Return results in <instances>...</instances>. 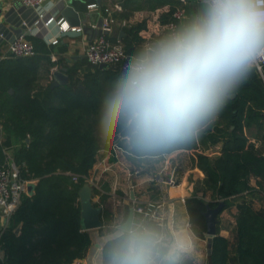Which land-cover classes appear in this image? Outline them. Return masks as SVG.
<instances>
[{
    "label": "trees",
    "instance_id": "trees-1",
    "mask_svg": "<svg viewBox=\"0 0 264 264\" xmlns=\"http://www.w3.org/2000/svg\"><path fill=\"white\" fill-rule=\"evenodd\" d=\"M142 26L129 29L135 42L140 41ZM27 38L37 50L42 47L38 38ZM126 50L135 54L131 46ZM40 69L37 54L10 55L0 61V124L4 133L15 135L13 158L23 177L36 182L34 193H24L9 224L0 228L4 264H72L86 255L92 239L81 226L79 190L89 181L101 150L113 145L137 159L162 157L178 149L196 150L194 161L205 178L186 202L192 230L202 238L207 232L208 206L216 207L221 200L230 206L235 195L255 189L264 192V147L249 141L246 134L247 129L257 125L258 136L264 142V78L255 66L247 82L197 142L148 156L129 149L124 137L116 142L114 137L103 141L97 133L103 92L123 70L120 64L69 68V82L53 88L51 83L41 85ZM219 143L222 147L217 155L197 150ZM6 161L0 142V165ZM253 179L256 184H252ZM151 228L156 230V226ZM236 237L240 264H264V209L245 197L236 216ZM108 246L109 241L103 247V264ZM231 247L227 237L216 235L207 264H229Z\"/></svg>",
    "mask_w": 264,
    "mask_h": 264
},
{
    "label": "clouds",
    "instance_id": "clouds-1",
    "mask_svg": "<svg viewBox=\"0 0 264 264\" xmlns=\"http://www.w3.org/2000/svg\"><path fill=\"white\" fill-rule=\"evenodd\" d=\"M103 92L97 133H124L143 156L192 145L264 59V0H202L186 24L144 44ZM106 264H181L192 236L169 237L130 219L113 221Z\"/></svg>",
    "mask_w": 264,
    "mask_h": 264
},
{
    "label": "crops",
    "instance_id": "crops-1",
    "mask_svg": "<svg viewBox=\"0 0 264 264\" xmlns=\"http://www.w3.org/2000/svg\"><path fill=\"white\" fill-rule=\"evenodd\" d=\"M115 1H119L123 5V10L118 14L119 21L113 24V29L108 33V37L113 42L121 41L125 47L131 46L134 51L144 45L148 35L153 38L154 42L169 35L173 30L167 24L172 19L173 12L178 8L185 10V17L179 24V28L197 14L202 6V0L187 2L180 0ZM63 2H70L81 17L89 14L90 24L93 27L104 15L99 11H89L88 3L97 2L96 0H45L44 4L50 14H54L57 20L62 19L64 26L68 23L70 28L63 31L60 29V25L54 22L49 27L41 25L33 28L31 34L26 36L38 38L43 44L38 50L36 49V54L41 58L40 83L43 86L52 83L55 70L66 67L69 74V68L76 67L84 70L90 67L92 64L86 58L85 49L90 41L100 35L95 29L90 33L84 30L81 32L72 30L71 27L77 25H71L57 10ZM108 3V0H101L100 4ZM137 24L143 25L139 31V42H135L129 32L130 27ZM55 35L59 37L57 43L53 42ZM8 46L9 42L1 43L0 61L10 56L7 51ZM47 50L49 52H46ZM258 133L257 125H253L246 131L249 141H254L257 145L264 147V142ZM0 142L4 145L7 158H13L17 140L15 135L4 133L1 124ZM221 147L222 143L216 144L211 148H206L204 153L217 155L220 153ZM195 151L193 149H178L162 157L137 159L118 145L101 150L90 171L89 181L93 186L95 204L103 207L104 224L101 227L87 230L92 242L86 255L79 259H82L85 264H103V247L108 242L107 236L111 231L113 221L121 217L127 219L130 208L141 204L151 212V215L144 218L143 214L135 209V223L146 227L148 224L149 227L156 226L157 231L169 237H173L181 231L189 233L193 238L195 251L183 257L181 264H184L185 261L187 264H207L209 256L207 232L205 238L199 237L193 232L186 202V199L193 195L195 186L205 178V173L194 161L197 155ZM165 165L168 168L163 172L164 177L166 180L176 179V182L161 187L154 178ZM252 184H256L255 179L252 180ZM155 193L158 197H154ZM164 195L166 201L163 199ZM244 197L257 208L264 209V192L260 189L235 195L234 203L230 206H225V202L221 200L224 202V208L218 215L217 235L225 236L231 241L229 264H240L235 249L236 216ZM207 199H211L210 192L207 194ZM5 222L6 220L0 215V228L3 229L9 224L6 225ZM98 252L100 253L96 257ZM2 259L3 253L0 251V264H4Z\"/></svg>",
    "mask_w": 264,
    "mask_h": 264
},
{
    "label": "built area",
    "instance_id": "built-area-1",
    "mask_svg": "<svg viewBox=\"0 0 264 264\" xmlns=\"http://www.w3.org/2000/svg\"><path fill=\"white\" fill-rule=\"evenodd\" d=\"M24 4L28 6L35 7L39 13V19L36 21L38 27L45 26L49 27L50 24L57 22L60 25V29L67 31L70 26L68 23H62V19L56 18L54 14H50V11L45 6V0H22ZM109 3L102 5L97 2L88 4L89 11H99L104 15V29L105 33L97 36L95 40L89 42L85 49V55L87 60L93 65H118L120 64L122 68L126 66L128 60H130L132 54L128 53L125 45L121 41L113 42L109 37L113 29V24L119 21L118 14L123 10V5L119 1L108 0ZM182 2H187L189 0H180ZM185 17V10L183 8H178L172 14V19L168 22L167 26L175 31L183 18ZM68 26V27H67ZM74 31H83L82 26H72ZM172 31V32H173ZM59 41L58 35H55L53 42L57 43ZM154 43L153 38L148 35L145 38L144 44ZM9 55L15 57H25L32 56L36 54V48L33 42L28 39L25 35L17 37L13 42L9 43L7 48ZM256 69L264 78V59L257 61L255 64ZM199 151H206L207 149H202L198 147ZM165 165L160 172L155 175V180L160 184L161 187L167 184H174L176 179L166 180L163 172L167 170ZM77 177L75 176V179ZM34 181L33 179H28L23 177L20 166L15 162L14 158L8 157L7 161L0 165V215L6 220L7 225L14 212L16 211L18 205L20 204L24 193H27V185L29 182ZM90 182V181H89ZM164 201H166L165 195L163 196ZM163 201V202H164ZM135 209L142 213L144 218L151 215V212L141 204H136ZM101 252V251H100ZM98 252L96 257L99 255ZM3 261V259L1 260ZM72 264H85L82 259H76Z\"/></svg>",
    "mask_w": 264,
    "mask_h": 264
},
{
    "label": "water",
    "instance_id": "water-1",
    "mask_svg": "<svg viewBox=\"0 0 264 264\" xmlns=\"http://www.w3.org/2000/svg\"><path fill=\"white\" fill-rule=\"evenodd\" d=\"M97 3H101V0H96ZM59 13L70 22L71 25L83 26L85 32L90 33L94 29L103 34L106 32L104 29V17L101 16L93 27L90 24V15L86 14L85 17H81L80 13L75 7L69 3H62L58 9ZM39 19V13L35 7L28 6L23 3L22 0H0V45L3 42H13L17 37L21 35H30L33 28L38 27L36 21ZM92 42V41H90ZM101 64L100 67H103ZM54 80L51 83V87L67 84L70 80V76L67 73V68L58 69L53 72ZM14 92V89H11ZM233 95L232 97H234ZM120 137H124V133L121 132L114 136L116 142ZM36 182L31 181L27 185V192L33 194L35 191ZM80 202H81V226L84 230L98 228L103 226L104 220L102 218L103 207L95 204L93 200V186L91 182H86L79 190ZM224 208V202L221 201L216 207L208 206L205 213L207 221V241H208V253H212L213 239L217 235V221L218 215ZM135 208L131 207L127 219L134 222ZM20 228L17 227L16 231L19 232Z\"/></svg>",
    "mask_w": 264,
    "mask_h": 264
},
{
    "label": "rangeland",
    "instance_id": "rangeland-1",
    "mask_svg": "<svg viewBox=\"0 0 264 264\" xmlns=\"http://www.w3.org/2000/svg\"><path fill=\"white\" fill-rule=\"evenodd\" d=\"M140 170V169H139Z\"/></svg>",
    "mask_w": 264,
    "mask_h": 264
}]
</instances>
